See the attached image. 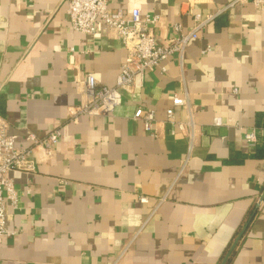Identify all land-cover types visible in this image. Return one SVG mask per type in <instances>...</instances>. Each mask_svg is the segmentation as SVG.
I'll return each mask as SVG.
<instances>
[{"label": "crops", "instance_id": "crops-1", "mask_svg": "<svg viewBox=\"0 0 264 264\" xmlns=\"http://www.w3.org/2000/svg\"><path fill=\"white\" fill-rule=\"evenodd\" d=\"M235 1L113 0L159 16L160 45L214 18L112 114L73 121L86 75L116 87L122 41L74 31L64 0H0V120L34 163L9 173L18 206L0 264H264V10ZM175 96L185 131L168 121ZM57 129L51 149L29 140Z\"/></svg>", "mask_w": 264, "mask_h": 264}, {"label": "built area", "instance_id": "built-area-1", "mask_svg": "<svg viewBox=\"0 0 264 264\" xmlns=\"http://www.w3.org/2000/svg\"><path fill=\"white\" fill-rule=\"evenodd\" d=\"M67 5V16L72 29L82 35L95 36L103 34L105 37L119 38L127 50V56L117 77L116 87L108 88L101 86L93 75H86L79 82L81 92L85 96V102L77 107L72 119L77 121L84 115L108 116L122 104L121 89L133 86L137 80L142 83L146 73L157 68H163L162 64L174 54L183 56L187 44L198 38L199 32L214 16L206 19L199 14L194 16L195 27L188 33H179L172 42L160 45L156 39L153 29L159 25L160 18L157 15L144 14L140 9H134L129 14L121 9L110 8L113 0H64ZM245 0H236L230 6L244 3ZM253 6L264 10V0H251ZM175 30L180 31V26ZM165 72V68L162 69ZM185 99L175 96L172 107L167 110L168 121L179 131H185L192 123L183 124L174 122V108L183 106ZM135 119L141 120L147 133L154 135L156 115L153 111L137 110ZM174 134V132H173ZM63 137V130H53L42 140L30 136L29 140L51 149ZM245 139L249 145L257 142V133L245 132ZM51 154V152H49ZM31 160V151H21L16 147L15 139L11 136L6 125L0 120V244L6 238L14 235L6 228V211L10 207L16 209L18 206V195L14 181L9 173L16 170L31 171L34 169ZM147 202V198H141Z\"/></svg>", "mask_w": 264, "mask_h": 264}, {"label": "water", "instance_id": "water-1", "mask_svg": "<svg viewBox=\"0 0 264 264\" xmlns=\"http://www.w3.org/2000/svg\"><path fill=\"white\" fill-rule=\"evenodd\" d=\"M237 243V242H236ZM235 247V245L233 246V248Z\"/></svg>", "mask_w": 264, "mask_h": 264}]
</instances>
